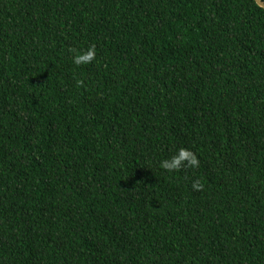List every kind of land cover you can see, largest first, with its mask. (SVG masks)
<instances>
[{
  "label": "trees",
  "instance_id": "trees-1",
  "mask_svg": "<svg viewBox=\"0 0 264 264\" xmlns=\"http://www.w3.org/2000/svg\"><path fill=\"white\" fill-rule=\"evenodd\" d=\"M0 264H264V10L0 0Z\"/></svg>",
  "mask_w": 264,
  "mask_h": 264
},
{
  "label": "clouds",
  "instance_id": "clouds-1",
  "mask_svg": "<svg viewBox=\"0 0 264 264\" xmlns=\"http://www.w3.org/2000/svg\"><path fill=\"white\" fill-rule=\"evenodd\" d=\"M93 59H95V48H90L87 51V55L85 54H77L74 57V63L77 65L84 64V63H89ZM185 159H190V162L192 165L197 164V160L194 156L191 155V153L187 152L186 150H181L179 155L177 157H174L172 161H164L162 162V167L167 168V169H172L178 167L179 162ZM196 187V185H194Z\"/></svg>",
  "mask_w": 264,
  "mask_h": 264
},
{
  "label": "water",
  "instance_id": "water-1",
  "mask_svg": "<svg viewBox=\"0 0 264 264\" xmlns=\"http://www.w3.org/2000/svg\"><path fill=\"white\" fill-rule=\"evenodd\" d=\"M257 6L264 10V3L261 0H253Z\"/></svg>",
  "mask_w": 264,
  "mask_h": 264
}]
</instances>
